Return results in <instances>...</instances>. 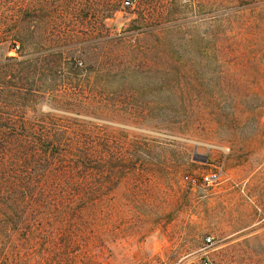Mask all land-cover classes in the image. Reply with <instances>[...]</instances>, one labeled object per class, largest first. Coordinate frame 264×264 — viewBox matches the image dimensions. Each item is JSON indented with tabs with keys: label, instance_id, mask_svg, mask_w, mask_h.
<instances>
[{
	"label": "rangeland",
	"instance_id": "obj_1",
	"mask_svg": "<svg viewBox=\"0 0 264 264\" xmlns=\"http://www.w3.org/2000/svg\"><path fill=\"white\" fill-rule=\"evenodd\" d=\"M17 1L23 2L0 0L7 8H0V22L15 20ZM124 1L70 2L71 10L91 5L93 11L82 13L89 18L114 10L102 20L100 34L79 48L119 59L120 39L121 60L129 69L138 57L149 62L126 79L102 87L97 82L98 106L108 116L76 114L49 101L36 107L156 141L152 150L132 149L137 162L145 169L166 163L154 171L155 183L149 176L131 185L125 179L103 199L104 221L113 232L117 226L118 235L110 232L100 246H74V264H202L204 258L211 264H264V0L244 7L236 0H132L129 6ZM25 2L39 3L43 22L58 25L50 4L63 6L61 0ZM146 30L152 32L138 35ZM159 30L170 49L155 50L150 34ZM79 48L73 50L74 70L76 63L86 66ZM19 56L29 51L0 46V61ZM155 103L162 107L155 109ZM140 104L150 106L145 118L128 113ZM211 173H219L217 183L203 185L202 176ZM150 185L151 193H143Z\"/></svg>",
	"mask_w": 264,
	"mask_h": 264
},
{
	"label": "trees",
	"instance_id": "obj_2",
	"mask_svg": "<svg viewBox=\"0 0 264 264\" xmlns=\"http://www.w3.org/2000/svg\"><path fill=\"white\" fill-rule=\"evenodd\" d=\"M71 1L61 0L63 6L50 4L51 17L58 25L51 19L43 22L42 6L25 0L14 3L18 16L11 24L0 22V28L5 27L0 46H10L16 53L29 51L26 58L0 61V264H74V246L79 251L92 241L98 245L110 232L118 235V227L114 226L113 232L104 221L103 199L116 192L125 179L131 185L149 176L155 183L154 171L166 163L157 162L145 169L137 162L136 150L132 149L152 150L158 146L156 141L36 107L49 101L57 109L104 118L109 112L98 106L97 82L102 87L149 65L148 60L138 57L139 64L129 69L121 60L120 39L115 44L119 59L84 45L79 48L77 44L100 34L102 20L114 10L108 7L105 16L95 12L89 18L82 13L93 11L91 5L81 8L79 3L71 10ZM118 1L122 3H110ZM252 1L236 3L244 7ZM0 8L7 9L5 4ZM69 9L73 14L66 13ZM151 32L138 35L145 37ZM150 37L156 51L170 49L163 30ZM74 48H79L77 55L86 65L76 63L78 70L73 67ZM61 72L67 75L61 76ZM158 106L162 104H154L155 109ZM135 109L128 113L137 112L145 118L150 106L140 104ZM179 172L182 170L173 174ZM151 185L143 193H151Z\"/></svg>",
	"mask_w": 264,
	"mask_h": 264
},
{
	"label": "built area",
	"instance_id": "obj_3",
	"mask_svg": "<svg viewBox=\"0 0 264 264\" xmlns=\"http://www.w3.org/2000/svg\"><path fill=\"white\" fill-rule=\"evenodd\" d=\"M124 4L126 6H129L130 4H132V0H126ZM218 179H219V173H211V174L202 176L201 181L203 185L211 186L212 184L217 183ZM211 241H212L211 238L205 239L206 245H210L212 243ZM202 264H211V262L207 258H204L202 260Z\"/></svg>",
	"mask_w": 264,
	"mask_h": 264
}]
</instances>
